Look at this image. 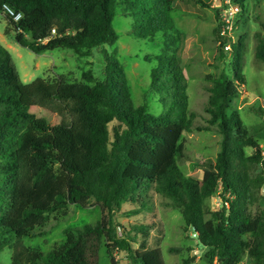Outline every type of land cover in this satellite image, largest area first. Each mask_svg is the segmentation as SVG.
I'll use <instances>...</instances> for the list:
<instances>
[{
    "label": "trees",
    "instance_id": "trees-1",
    "mask_svg": "<svg viewBox=\"0 0 264 264\" xmlns=\"http://www.w3.org/2000/svg\"><path fill=\"white\" fill-rule=\"evenodd\" d=\"M243 2L232 0L241 7ZM3 5L21 14L18 22L4 15V36L36 55L60 49L88 57L93 49L114 45L118 8L134 19L130 37L153 42L176 31L170 0H0V9ZM219 27L213 31L217 43ZM227 40L218 45L220 56ZM258 50L264 61L262 40ZM231 56L232 78L224 72L208 77L207 125L193 130L216 131L220 150L215 164L205 165L195 179L184 177L177 165L185 158L182 135L192 130L195 117L178 61L155 57L150 90L166 106L155 116L146 105H133L123 65L105 51L101 81L86 71L77 82L56 76L24 84L0 44V252L13 240L38 236L34 231L48 215L68 205L94 204L101 213L96 225L69 230L46 254L32 249L14 254L11 264H97L101 245L110 264H116L115 250L129 264H165L160 222L128 228L116 222L127 203L135 209L124 217L150 210L152 190L180 210L208 264H264V147L248 135L234 108L244 82L241 41ZM34 107L62 111L69 121L51 126L30 112ZM246 148L253 154L247 156ZM252 166L260 169L255 176ZM215 195L221 208L212 211L207 201Z\"/></svg>",
    "mask_w": 264,
    "mask_h": 264
},
{
    "label": "rangeland",
    "instance_id": "rangeland-1",
    "mask_svg": "<svg viewBox=\"0 0 264 264\" xmlns=\"http://www.w3.org/2000/svg\"><path fill=\"white\" fill-rule=\"evenodd\" d=\"M172 18L176 31L163 37L157 36L153 42L128 36L134 24L132 17H124L120 8L112 21V27L119 36L112 46H104L91 51L88 57L80 56L71 50H54L36 55L15 43L12 36H4L7 22L0 15V44L9 52L17 68L22 83L27 84L36 78L53 79L61 76L69 82L81 81V74L91 71L93 77L104 78L105 61L103 52L113 55L123 65L134 106L146 105L149 114L158 116L166 106L159 102V93L150 90V73L157 66L155 57L175 59L187 80L188 110L195 113L192 130L182 135L185 158L177 165L184 177L201 179L202 171L208 163L215 164L220 150L221 136L216 132H197L196 126H205L208 115L205 107L209 99L206 87L209 79L225 73L232 78L230 67L232 56L218 49L214 29L218 25L219 14L214 0H170ZM236 42L241 41L244 53L243 85L234 103L239 118L248 135L264 147V61L259 52V41L264 42V0H244L243 7L234 17ZM146 56L151 61L145 60ZM208 77H210L208 79ZM30 112L44 119L49 125L67 124L68 118L62 111L32 108ZM116 125H109V130ZM250 156L253 150L246 148ZM258 166L250 167V174L257 175ZM264 196V185L260 190ZM150 210L132 217L123 214L134 210V205L122 206L116 222L128 228L130 225H151L160 222L164 230L161 250L165 264H208L206 251L197 246L192 232L184 225L180 210L172 208L168 200L148 192ZM212 211L221 208L217 195L207 201ZM101 219L100 208L91 204L87 208L68 205L62 211L47 216L43 228L34 231L38 235L11 241L10 247L0 252V264H11L14 254L26 249L43 254L62 244L69 230L81 229L86 225H96ZM120 234L121 229L118 228ZM136 248V246H134ZM116 264H129L125 253L113 251ZM97 264H110L104 246L98 251ZM243 264H247L245 261Z\"/></svg>",
    "mask_w": 264,
    "mask_h": 264
},
{
    "label": "built area",
    "instance_id": "built-area-1",
    "mask_svg": "<svg viewBox=\"0 0 264 264\" xmlns=\"http://www.w3.org/2000/svg\"><path fill=\"white\" fill-rule=\"evenodd\" d=\"M215 3V0L213 1ZM219 9V37L220 40L217 43L218 45L221 44L222 39H229L227 40L226 44L222 46V51L224 54L230 55L232 53V47L236 43L235 38V26H234V17L239 11V6L232 3V0H220ZM1 16H8L10 17L13 22H18L21 18L20 13H16L7 5H3L0 9ZM52 34H54V30H52Z\"/></svg>",
    "mask_w": 264,
    "mask_h": 264
},
{
    "label": "water",
    "instance_id": "water-1",
    "mask_svg": "<svg viewBox=\"0 0 264 264\" xmlns=\"http://www.w3.org/2000/svg\"><path fill=\"white\" fill-rule=\"evenodd\" d=\"M220 6V0H215V7L218 8Z\"/></svg>",
    "mask_w": 264,
    "mask_h": 264
},
{
    "label": "crops",
    "instance_id": "crops-1",
    "mask_svg": "<svg viewBox=\"0 0 264 264\" xmlns=\"http://www.w3.org/2000/svg\"><path fill=\"white\" fill-rule=\"evenodd\" d=\"M7 22V21H6Z\"/></svg>",
    "mask_w": 264,
    "mask_h": 264
}]
</instances>
